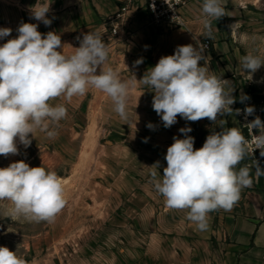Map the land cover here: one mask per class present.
Segmentation results:
<instances>
[{
    "label": "clouds",
    "instance_id": "obj_1",
    "mask_svg": "<svg viewBox=\"0 0 264 264\" xmlns=\"http://www.w3.org/2000/svg\"><path fill=\"white\" fill-rule=\"evenodd\" d=\"M165 2L169 4V0ZM49 11L50 4H35L31 17L50 26ZM201 11L204 37L212 39L211 20L225 16L224 7L220 0H203ZM229 27L235 33L239 25ZM12 31L0 27V40L11 36ZM16 32L15 38L0 45V156L5 158L19 154L17 139L25 148L29 147L37 130L55 138L59 122L67 117V108L63 103L52 106L49 101L64 97L71 102L90 88L110 97L113 111L127 120L131 90L137 82L147 86L154 92L152 108L165 128L176 124L178 116L190 122L206 118L215 123L218 116L232 115L234 111L235 115L241 114V109L231 107L236 102L234 89L226 90L229 81L210 72L204 56L206 45L198 40L196 47L177 46L174 54L162 56L138 81L135 75L122 80L117 70L104 66L109 50L99 32L83 33L82 39L78 36L79 47L70 55L64 53L60 35L54 31L42 34L36 23L21 22ZM142 63L140 58L134 65ZM239 64L243 72L253 74L264 65V58L249 53L240 58ZM246 99V94H242L241 103ZM254 111V106L245 107V120ZM244 126L250 140L240 128H222L212 131L199 149H194V137L188 135L191 127H182L179 132L184 138L174 136V142L167 148L162 179H157V171L150 173L148 183L163 197L165 207L187 210V219L200 231L208 230L210 212L230 211L239 201L241 190L252 186L251 169L245 165L237 171V166L257 149L260 157H264V121L256 116ZM147 127L155 130L156 126L148 123ZM253 129L258 134H253ZM144 142L147 143V138ZM254 166L257 178L264 175L259 160H255ZM153 167L159 169V161ZM0 201L10 202L3 215L11 220L53 223L65 206V189L55 171L30 167L21 160L0 168ZM0 264H27V261L8 247L0 246Z\"/></svg>",
    "mask_w": 264,
    "mask_h": 264
},
{
    "label": "rangeland",
    "instance_id": "obj_2",
    "mask_svg": "<svg viewBox=\"0 0 264 264\" xmlns=\"http://www.w3.org/2000/svg\"><path fill=\"white\" fill-rule=\"evenodd\" d=\"M55 0H0V27L11 28L15 38L21 22L45 26L31 17V9ZM224 7V40L230 46L229 77H234L238 93L246 94L255 105L264 103V65L253 74L240 68L246 54L264 58V0H220ZM239 25L235 33L230 25ZM212 41V39H211ZM213 44V43H212ZM225 67V66H224ZM65 104L67 117L59 122L58 135L50 139L37 130L25 148L18 142V155L0 156V168L13 162L42 166L55 171L65 189V206L53 223L11 220L3 215L9 201H0V246L24 258L27 264H140L132 197L153 160L147 141L152 132L131 129V116L122 120L113 111L111 98L89 89L85 95L49 101ZM257 158L258 155L256 156ZM135 213V212H134Z\"/></svg>",
    "mask_w": 264,
    "mask_h": 264
},
{
    "label": "crops",
    "instance_id": "obj_3",
    "mask_svg": "<svg viewBox=\"0 0 264 264\" xmlns=\"http://www.w3.org/2000/svg\"><path fill=\"white\" fill-rule=\"evenodd\" d=\"M202 4L203 0L190 1L188 30H159L150 24L146 12L134 10L126 18L121 41L105 36L106 18L118 10L116 0H55L47 16L52 20L51 31L61 36L66 55L79 47L78 36L82 39L83 33L99 32L109 50V59L104 66L117 70L122 80L135 75L139 81L162 56L174 54L177 46L192 44L196 47L197 40L205 38ZM211 25L214 38L206 65L212 74L229 81L226 90L234 89L232 95L236 98L233 108L242 94L236 90L234 77L227 74L230 46L223 38V22L212 19ZM140 58L143 63L134 65ZM204 63L200 61L201 66ZM153 96L150 88L137 82L127 103L131 129L152 132L147 142L154 153L149 162L151 167L132 197L136 230L143 237L138 243L141 248L137 250L140 264H264V175L257 178L255 168L249 167L252 186L241 190L239 201L230 211L218 209L208 214L207 231L198 230L187 219V210L165 207L163 197L158 196L148 183L153 170L157 171V179H162L163 169L167 166V148L174 142V136L184 138L180 128L191 127L188 135L194 137V149H199L212 131L237 127L244 135L239 116L234 111L232 115L218 116L215 123L206 118L190 122L178 116L176 124L165 128L152 108ZM102 97L110 98L104 93ZM148 123L155 125V130L149 129ZM157 161L160 168L154 169ZM244 162L245 159L237 166V171L245 166Z\"/></svg>",
    "mask_w": 264,
    "mask_h": 264
},
{
    "label": "built area",
    "instance_id": "obj_4",
    "mask_svg": "<svg viewBox=\"0 0 264 264\" xmlns=\"http://www.w3.org/2000/svg\"><path fill=\"white\" fill-rule=\"evenodd\" d=\"M190 1L191 0H169L168 4L165 0H116L118 10L116 13L106 18L105 36L111 40L121 41L126 18L134 10L146 12L149 16L150 24L159 30H188V5ZM153 4H155L154 9L152 7ZM199 42L206 45L204 56L207 64V58L212 50V41L211 39L203 38ZM253 103L254 100L248 97V99L244 100L243 103L239 101L237 105L233 106L234 110H242L241 114L238 116L244 130V136L249 140L251 139V136L248 129L244 125L255 119L256 116H259L261 121H264V106H262V104L255 105L253 115L248 116L247 120H245L243 109L247 106H254ZM253 134H258V130L253 129ZM257 155L259 158L256 157ZM255 160H259L260 166L264 168V157H260L258 149L255 150L254 153L249 152L248 156L245 158L244 165L255 168Z\"/></svg>",
    "mask_w": 264,
    "mask_h": 264
},
{
    "label": "bare ground",
    "instance_id": "obj_5",
    "mask_svg": "<svg viewBox=\"0 0 264 264\" xmlns=\"http://www.w3.org/2000/svg\"><path fill=\"white\" fill-rule=\"evenodd\" d=\"M238 29V28H237Z\"/></svg>",
    "mask_w": 264,
    "mask_h": 264
}]
</instances>
